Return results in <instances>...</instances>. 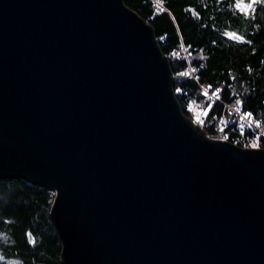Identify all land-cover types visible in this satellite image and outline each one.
<instances>
[{
    "label": "water",
    "instance_id": "obj_1",
    "mask_svg": "<svg viewBox=\"0 0 264 264\" xmlns=\"http://www.w3.org/2000/svg\"><path fill=\"white\" fill-rule=\"evenodd\" d=\"M125 0H0V179L56 192L62 264H264V148L208 137Z\"/></svg>",
    "mask_w": 264,
    "mask_h": 264
},
{
    "label": "trees",
    "instance_id": "obj_2",
    "mask_svg": "<svg viewBox=\"0 0 264 264\" xmlns=\"http://www.w3.org/2000/svg\"><path fill=\"white\" fill-rule=\"evenodd\" d=\"M125 3L155 28L174 74H184L176 78L175 87L188 116L197 103L207 107L202 87L220 91L222 103L210 110L203 126L208 137L223 139L228 133L219 124L226 103L240 99L243 110L264 115V5L256 10L255 4L249 19L237 13L232 0ZM183 46L189 60L173 54ZM234 135H229L230 142L236 141ZM55 198L56 192L26 180L0 179V264H62L63 245L51 220Z\"/></svg>",
    "mask_w": 264,
    "mask_h": 264
},
{
    "label": "built area",
    "instance_id": "obj_3",
    "mask_svg": "<svg viewBox=\"0 0 264 264\" xmlns=\"http://www.w3.org/2000/svg\"><path fill=\"white\" fill-rule=\"evenodd\" d=\"M174 56L179 59H187L189 60V52L185 46H183L180 50H176L174 53ZM177 76H182V74L178 73ZM202 93L204 95V102L207 103V107H200V105H197V111L198 112H204L206 113L202 120H201V126H204V123L206 122L207 115L209 114L210 110L215 107V105L219 102L222 103L221 98H219L220 91L216 90L213 91V89L209 87H202ZM205 93H207L205 95ZM237 101H241L240 99L231 102L226 103L225 109H223L224 113L221 116L220 119V127L221 130L228 132L226 133L223 138V140H228L229 135L231 132L235 133L236 141L233 142L236 145L242 146V148H250L255 145L254 148H264V115L261 117H255L252 115V123L251 126L249 125V120L244 117L245 112H249L246 110L237 111ZM191 117L193 120L196 118V114L191 111ZM250 113V112H249ZM260 126H257V125Z\"/></svg>",
    "mask_w": 264,
    "mask_h": 264
},
{
    "label": "snow or ice",
    "instance_id": "obj_4",
    "mask_svg": "<svg viewBox=\"0 0 264 264\" xmlns=\"http://www.w3.org/2000/svg\"><path fill=\"white\" fill-rule=\"evenodd\" d=\"M243 4H247L249 6L247 11L242 10L241 5H243ZM253 4L257 5L256 10H258L260 5H264V0H232V5L231 6L236 9L237 13L242 14V15H244L247 18L250 19L255 14V10L252 7ZM227 35L230 38H233V36H234L233 33H227ZM238 41H240L242 43L245 42L242 37H240L238 39ZM185 75H187V73H185ZM206 94L207 93H205V95ZM236 104H237V111H240L242 109V107H243V102L242 101H237ZM244 117L249 120V125L251 126L252 113L245 112L244 113ZM257 126H260V125L258 124ZM253 147H255V145H253ZM26 235H29V234H26ZM30 242L34 243V241H30ZM3 259H4L3 257H0V261H2Z\"/></svg>",
    "mask_w": 264,
    "mask_h": 264
},
{
    "label": "rangeland",
    "instance_id": "obj_5",
    "mask_svg": "<svg viewBox=\"0 0 264 264\" xmlns=\"http://www.w3.org/2000/svg\"><path fill=\"white\" fill-rule=\"evenodd\" d=\"M253 6H255V4H253L252 5V7ZM248 5L247 4H243V5H241V8H242V10H244V11H247L248 10ZM253 9H254V7H253ZM184 73V72H183ZM180 74H182V72H180ZM187 74H189V75H191L192 73H191V71H189V73H187ZM182 75H184V74H182ZM177 77H179V76H176V78ZM197 105H200V107H203V103L202 104H196V105H194V107L192 106V110H193V112L196 114V118L194 119V121L197 123V124H199V125H202L201 123V120H202V118H203V116L206 114V113H204V112H198L196 109H197ZM196 108V109H195ZM9 264H19L18 262H16V261H11V262H9Z\"/></svg>",
    "mask_w": 264,
    "mask_h": 264
}]
</instances>
